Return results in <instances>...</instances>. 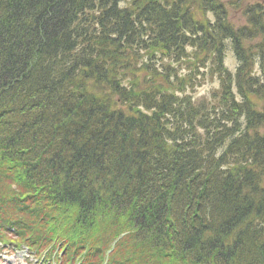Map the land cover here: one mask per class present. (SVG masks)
Listing matches in <instances>:
<instances>
[{
    "label": "trees",
    "instance_id": "obj_1",
    "mask_svg": "<svg viewBox=\"0 0 264 264\" xmlns=\"http://www.w3.org/2000/svg\"><path fill=\"white\" fill-rule=\"evenodd\" d=\"M263 35L264 0H0V166L162 264H264V57L213 54Z\"/></svg>",
    "mask_w": 264,
    "mask_h": 264
},
{
    "label": "rangeland",
    "instance_id": "obj_2",
    "mask_svg": "<svg viewBox=\"0 0 264 264\" xmlns=\"http://www.w3.org/2000/svg\"><path fill=\"white\" fill-rule=\"evenodd\" d=\"M231 16H232L231 22L233 23V25L231 24L232 30H234V26L239 25L242 22V17H241V15H239L238 12L233 13ZM234 33H235V30L233 31L232 36L234 35ZM255 33L258 34V29L254 30L253 34H255ZM255 41H256V39H253L252 36H250L249 38H245L243 40H239V43H242L239 51L234 50L232 46L230 48V45H233L232 41H230L229 43L228 42H222V44L223 43L224 44H223V46L221 45V47H223L221 49V51L214 52L213 54L215 56H218L220 54L219 60H220L221 66L223 68H225L230 73V76H232L234 78H235L236 72L238 73L239 69H242V67H243V63L239 62V60H242L243 56L245 57V60L248 61L247 65L245 67V71L251 70L253 73H256V71H259V69L261 70L262 62L260 59H262L264 57V52L260 51L261 48L256 44ZM183 50H185L186 52L189 53V55H190L189 58L199 57L197 54H194L190 48L183 49ZM235 52H238L242 56L238 59L236 57ZM211 54H209V55H211ZM142 56H145V54H141V59L139 57L138 59L134 60V61H137V62H135V65H134V61H132L133 66H134L133 68L135 70L138 69L140 71L142 69L141 66L139 65V63H141V65L143 64ZM205 59H210V58L207 57ZM162 62L164 64L170 63L168 59L164 60L163 58L160 59V63H162ZM176 66L179 67V65H174L173 67L176 68ZM159 76H161V75H159ZM171 80L174 81L173 78ZM153 81H156V79L154 78ZM140 87L141 86H139L138 88H140ZM219 87H220V81H219L217 76L205 74L204 77L199 78L198 80L194 79L192 81L191 86L188 87L186 90L188 92V95H190L191 97H211L212 92L219 90ZM231 90H232V92L235 91L234 83H232ZM179 95L181 96V94H179ZM142 110H144V112H145V107L142 108ZM30 120H32L35 123V121L33 119H30ZM53 128H54V126H53ZM38 129H39L40 137H42V139H40V141L43 139H48V138L51 139V135L53 133V130L42 129V128H39V126H38ZM54 130H56V134H57L56 139H60V141H62L63 138L61 137V133L58 132L57 129H54ZM56 144L60 145L59 142H57ZM55 145H54V147H55ZM15 190H18V188H16ZM3 212H4V210H3ZM1 215H2V213H1ZM98 223H100V222H98ZM113 250L116 252L115 255H120L122 248L119 247V245H116V246H114ZM137 252H138V249H136L134 247V250H132L131 253L133 255H136V256H134L132 258H128V256H127L126 258L128 259V261L121 259L123 264H128L129 261H132L131 264H162L161 260L157 256H154V258H151V257L147 258L146 256H142V255L137 254ZM3 253H4V255L8 254L7 251H5ZM23 255H25V254L22 252L19 254L13 253V254H10V258L13 261L14 260L20 261V263L24 262V264H39V262H37V261H39L38 258L30 257V256L27 257L26 255L25 256H23ZM135 258H136V260H135ZM90 259H97V255H90ZM88 263H89L88 261L84 262V264H88Z\"/></svg>",
    "mask_w": 264,
    "mask_h": 264
}]
</instances>
